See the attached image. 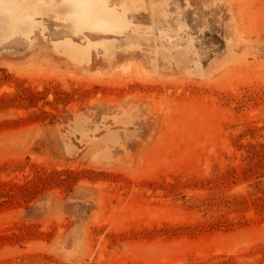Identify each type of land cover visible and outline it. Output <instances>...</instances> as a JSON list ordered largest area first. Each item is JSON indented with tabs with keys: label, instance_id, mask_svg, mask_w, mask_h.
Listing matches in <instances>:
<instances>
[{
	"label": "rangeland",
	"instance_id": "374dc122",
	"mask_svg": "<svg viewBox=\"0 0 264 264\" xmlns=\"http://www.w3.org/2000/svg\"><path fill=\"white\" fill-rule=\"evenodd\" d=\"M0 264H264V0H0Z\"/></svg>",
	"mask_w": 264,
	"mask_h": 264
},
{
	"label": "bare ground",
	"instance_id": "6f19581e",
	"mask_svg": "<svg viewBox=\"0 0 264 264\" xmlns=\"http://www.w3.org/2000/svg\"><path fill=\"white\" fill-rule=\"evenodd\" d=\"M25 7H26V6H23V5H20V6H19V8H22V9H21V12H22V10H25ZM6 17H7V16H6ZM21 17H23V16L21 15ZM4 19H5V18H4ZM10 19H11V18H10ZM5 20H7V19H5ZM5 20H4V21H5Z\"/></svg>",
	"mask_w": 264,
	"mask_h": 264
}]
</instances>
